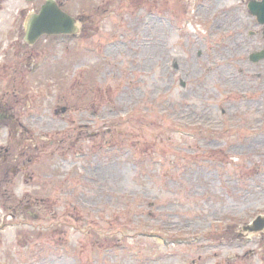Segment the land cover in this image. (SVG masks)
Returning <instances> with one entry per match:
<instances>
[{
	"label": "rangeland",
	"instance_id": "1",
	"mask_svg": "<svg viewBox=\"0 0 264 264\" xmlns=\"http://www.w3.org/2000/svg\"><path fill=\"white\" fill-rule=\"evenodd\" d=\"M46 1L0 0V264H264L251 0H59L29 45Z\"/></svg>",
	"mask_w": 264,
	"mask_h": 264
},
{
	"label": "water",
	"instance_id": "2",
	"mask_svg": "<svg viewBox=\"0 0 264 264\" xmlns=\"http://www.w3.org/2000/svg\"><path fill=\"white\" fill-rule=\"evenodd\" d=\"M251 13L255 15L260 24L264 25V1L262 3H250ZM26 42L35 44L42 36L72 35L79 32L77 21L64 12L55 0H48L39 14L29 17L26 24ZM264 59V52L256 54L255 60ZM264 229V217L257 218L248 232H260Z\"/></svg>",
	"mask_w": 264,
	"mask_h": 264
},
{
	"label": "flooded vegetation",
	"instance_id": "3",
	"mask_svg": "<svg viewBox=\"0 0 264 264\" xmlns=\"http://www.w3.org/2000/svg\"><path fill=\"white\" fill-rule=\"evenodd\" d=\"M27 1H30V0H27ZM57 1V3L59 4V6L60 7H62V4L61 3H59V0H56ZM252 1V0H251ZM251 1H249V3L251 2ZM257 2H259V1H257ZM249 3L247 4V7H248V5H249ZM63 8V7H62ZM248 10H249V12H250V9H249V7H248ZM39 11V10H38ZM38 11H34V13H38ZM29 17V16H28ZM27 17V18H28ZM27 20V19H26ZM216 20H218V22H217V24L219 25V27H222V26H225V27H228V26H231L232 24H236L237 25V21L236 20H233V19H230L229 21H223V20H221V19H218V17H216ZM257 21V20H256ZM258 22V21H257ZM263 27V37H264V26H262ZM24 28H25V38H24V42L26 41V21H25V25H24ZM26 43V42H25ZM238 47V46H237ZM259 52H264V49L263 50H261V51H259ZM256 53H258V52H256ZM248 59H250V61L252 62V63H257V62H259L258 60H255L256 59V55H255V53H252V54H250L249 55V57H248ZM261 61H264V59L263 60H261ZM174 68H175V66H174ZM175 69H177V67L175 68ZM14 108L13 107H11V105H10V103L8 102V103H4V102H1L0 101V127H2V126H7V125H5L6 123H8V122H15V120H16V116H15V114H14Z\"/></svg>",
	"mask_w": 264,
	"mask_h": 264
},
{
	"label": "bare ground",
	"instance_id": "4",
	"mask_svg": "<svg viewBox=\"0 0 264 264\" xmlns=\"http://www.w3.org/2000/svg\"><path fill=\"white\" fill-rule=\"evenodd\" d=\"M236 44H237V46H239V43L238 42H236ZM221 71H223V69Z\"/></svg>",
	"mask_w": 264,
	"mask_h": 264
}]
</instances>
